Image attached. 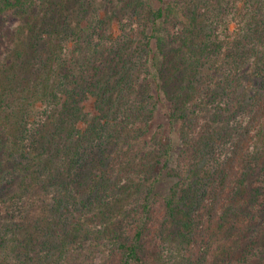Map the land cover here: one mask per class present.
I'll list each match as a JSON object with an SVG mask.
<instances>
[{"label": "trees", "instance_id": "trees-1", "mask_svg": "<svg viewBox=\"0 0 264 264\" xmlns=\"http://www.w3.org/2000/svg\"><path fill=\"white\" fill-rule=\"evenodd\" d=\"M0 264H264V0H0Z\"/></svg>", "mask_w": 264, "mask_h": 264}, {"label": "rangeland", "instance_id": "rangeland-1", "mask_svg": "<svg viewBox=\"0 0 264 264\" xmlns=\"http://www.w3.org/2000/svg\"><path fill=\"white\" fill-rule=\"evenodd\" d=\"M166 121V118L162 115L161 112H159L158 117L156 119V123L154 125V130L157 129V126L161 123H164ZM172 185V181L169 178H166L164 175L161 176V183L159 186V189L163 192H167L169 187Z\"/></svg>", "mask_w": 264, "mask_h": 264}]
</instances>
